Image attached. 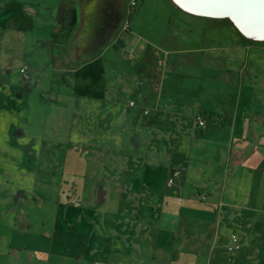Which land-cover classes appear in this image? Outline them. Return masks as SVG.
<instances>
[{
	"label": "crops",
	"instance_id": "crops-1",
	"mask_svg": "<svg viewBox=\"0 0 264 264\" xmlns=\"http://www.w3.org/2000/svg\"><path fill=\"white\" fill-rule=\"evenodd\" d=\"M128 4L0 0V264H264V45L139 37Z\"/></svg>",
	"mask_w": 264,
	"mask_h": 264
},
{
	"label": "rangeland",
	"instance_id": "rangeland-1",
	"mask_svg": "<svg viewBox=\"0 0 264 264\" xmlns=\"http://www.w3.org/2000/svg\"><path fill=\"white\" fill-rule=\"evenodd\" d=\"M176 8L180 9L181 7H179V5L175 2V0H139V4L137 6V12L133 11L132 18L129 19L127 23L138 34L139 37L142 36L143 38L152 39V40H159L158 37L156 36L157 29H161L163 33V31L167 29L166 27L168 26V24L172 22L173 25L180 26L179 29H175L174 27L172 28L174 31H177V33L181 35L180 36L181 40H183V42H187L189 45L192 46H196V45L201 46L200 44L203 43L204 46L217 45L221 47L224 45H231V47L235 46V48H237L241 44L250 45L251 43L255 45V48L253 49V52L255 53L259 49L258 45H264L263 43H261V41H264V39H256L245 34L239 27L236 26L235 21L230 17L207 16L205 14H196V13H191L189 11L191 14L200 15V17H194V16H190L189 14L187 15L186 13L179 12ZM167 11L173 12L174 14L173 20L170 19V14L169 16L166 15L168 14ZM190 29H192L193 31L191 34L192 38L189 37ZM180 30H183V32L180 33L179 32ZM187 32L189 34H186ZM9 47H10L9 45L5 47L4 52L6 56H10V55L15 56V48L11 46L13 48L10 47L9 49ZM262 51H264V48ZM233 56L234 55L231 54V57ZM252 56L255 55L253 54ZM232 60L233 58H231V61ZM5 61L7 62L8 59H5ZM256 61L257 60H255L254 58L251 59L252 63ZM20 65L22 64L21 63L16 64L12 79L14 80L18 78L20 85L23 86L24 84L27 83L30 76L28 77L21 73V68L25 65H23L22 67ZM262 68H264V62L262 63ZM232 71H233V73L231 72L232 75L235 76L236 74L235 70L232 69ZM244 72L246 71L244 70ZM262 76H264V71L262 73ZM28 85L29 84L24 85V88L26 89L25 92H28L29 89ZM0 87H1L0 92H4V90L5 92L8 90L11 91L10 87L7 86L3 87V85H0ZM32 92L34 93L32 94L30 105L28 106L27 104H24L23 101H21V109H18L19 112L17 113L19 118L22 116L25 119V117L28 116L31 121L29 127L32 129H37V125H39L40 122L42 121L41 116L43 110L39 109V111H37L35 114V111L34 109H32V107H34L33 102L35 96L36 95L38 96L41 93V88L39 87L35 88V90H32ZM0 118L2 117L0 116ZM24 119H22V121H24ZM23 126L26 127V122L25 124H23ZM0 153L4 157V155L7 154L8 152L6 151L4 152V150L0 148ZM231 165L232 164L229 163L226 164L225 169L229 171ZM177 169L181 171L179 167H177ZM199 195L201 200H205L207 198L205 194L202 195L199 194ZM234 236H236L238 240V236L236 234H234L233 237ZM229 248L230 250L233 251L237 250L239 248L237 241L236 242L233 241V244L229 246ZM262 255H264V252Z\"/></svg>",
	"mask_w": 264,
	"mask_h": 264
},
{
	"label": "bare ground",
	"instance_id": "bare-ground-1",
	"mask_svg": "<svg viewBox=\"0 0 264 264\" xmlns=\"http://www.w3.org/2000/svg\"><path fill=\"white\" fill-rule=\"evenodd\" d=\"M191 13L231 12L245 34L264 35V0H176ZM202 13V14H205ZM207 15V14H205ZM208 16V15H207ZM234 20V19H233ZM235 21V20H234ZM236 23V21H235ZM251 36V35H249ZM259 39V38H256Z\"/></svg>",
	"mask_w": 264,
	"mask_h": 264
},
{
	"label": "built area",
	"instance_id": "built-area-1",
	"mask_svg": "<svg viewBox=\"0 0 264 264\" xmlns=\"http://www.w3.org/2000/svg\"><path fill=\"white\" fill-rule=\"evenodd\" d=\"M128 2H129L128 5H129L130 9H134V8L136 7V4H138V0H128ZM21 73L29 77V75H28V73H29V67H28L27 65L23 66V67L21 68ZM131 105H134V102H131ZM199 123H200L202 126L205 124V122H204V121L202 120V118H200V117H199ZM179 175H180V171H179V170H174V173H173L172 176L169 178L168 182H170V184H172V183L174 182L175 178H176L177 176H179ZM232 240H233L234 242H236V241H237V237L234 236V237L232 238Z\"/></svg>",
	"mask_w": 264,
	"mask_h": 264
},
{
	"label": "water",
	"instance_id": "water-1",
	"mask_svg": "<svg viewBox=\"0 0 264 264\" xmlns=\"http://www.w3.org/2000/svg\"><path fill=\"white\" fill-rule=\"evenodd\" d=\"M175 2L177 3L176 0H175ZM179 7H181L182 9H184L183 6H179ZM184 10L185 11H188L187 9H184ZM197 12H199L200 14L205 13V12H202V11H197ZM205 14H207L208 16H214V17H216V16H220V17H230V18L234 19L236 21V24L241 28V26L237 23L236 18L233 16V14L231 12H229V13H222V12H219V11H215V12L213 11L211 13H205ZM248 34L251 35V37H253V38L264 39V35H255L253 33L252 34L251 33H248Z\"/></svg>",
	"mask_w": 264,
	"mask_h": 264
}]
</instances>
